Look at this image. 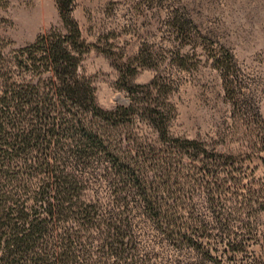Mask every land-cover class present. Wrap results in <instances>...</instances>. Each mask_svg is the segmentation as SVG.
<instances>
[{
    "label": "trees",
    "instance_id": "trees-1",
    "mask_svg": "<svg viewBox=\"0 0 264 264\" xmlns=\"http://www.w3.org/2000/svg\"><path fill=\"white\" fill-rule=\"evenodd\" d=\"M55 1L59 26L0 45V264H228L264 240V158L171 134L157 77L100 107L74 0Z\"/></svg>",
    "mask_w": 264,
    "mask_h": 264
},
{
    "label": "rangeland",
    "instance_id": "rangeland-1",
    "mask_svg": "<svg viewBox=\"0 0 264 264\" xmlns=\"http://www.w3.org/2000/svg\"><path fill=\"white\" fill-rule=\"evenodd\" d=\"M58 13L55 0H0V45L10 51L32 42L59 26ZM71 13L88 45L79 71L93 82L100 107L127 102L123 81L145 85L157 77L167 85L160 98L175 107L171 134L252 151L239 155L249 169L264 158V148L255 149L264 145V0H74ZM261 245L251 240L242 255L222 260L252 264ZM178 258L196 259L191 252Z\"/></svg>",
    "mask_w": 264,
    "mask_h": 264
}]
</instances>
